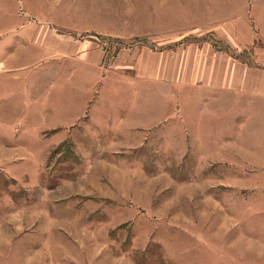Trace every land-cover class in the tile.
Instances as JSON below:
<instances>
[{
  "label": "rangeland",
  "instance_id": "obj_1",
  "mask_svg": "<svg viewBox=\"0 0 264 264\" xmlns=\"http://www.w3.org/2000/svg\"><path fill=\"white\" fill-rule=\"evenodd\" d=\"M167 1L0 0V264H264V113L235 159L226 112L71 76L99 41L199 34Z\"/></svg>",
  "mask_w": 264,
  "mask_h": 264
},
{
  "label": "crops",
  "instance_id": "obj_2",
  "mask_svg": "<svg viewBox=\"0 0 264 264\" xmlns=\"http://www.w3.org/2000/svg\"><path fill=\"white\" fill-rule=\"evenodd\" d=\"M171 1L175 0H168L165 6ZM183 1L185 16H193L185 30L199 34L178 43L167 40L166 47H150L140 41L118 45L113 55L112 46L99 41L86 55L80 49L71 55L76 64L71 76L99 80L101 75H114L135 91L144 86L167 87L171 99L184 96L185 108L199 104L200 118L206 114L212 129L219 127L214 123L219 112H226L238 154L235 159L254 158L251 139L256 135V121L264 113V0ZM197 10L205 19L195 18ZM42 42H38L41 54L48 50ZM55 51L70 55L76 46L62 42L61 47L55 45ZM181 89L183 93H177ZM213 111L215 115L210 114Z\"/></svg>",
  "mask_w": 264,
  "mask_h": 264
}]
</instances>
